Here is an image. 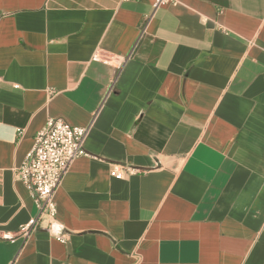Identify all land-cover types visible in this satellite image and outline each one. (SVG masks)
Masks as SVG:
<instances>
[{
	"label": "crops",
	"instance_id": "obj_1",
	"mask_svg": "<svg viewBox=\"0 0 264 264\" xmlns=\"http://www.w3.org/2000/svg\"><path fill=\"white\" fill-rule=\"evenodd\" d=\"M153 1L0 0V264H264V0ZM48 117L90 156L11 243Z\"/></svg>",
	"mask_w": 264,
	"mask_h": 264
},
{
	"label": "built area",
	"instance_id": "obj_2",
	"mask_svg": "<svg viewBox=\"0 0 264 264\" xmlns=\"http://www.w3.org/2000/svg\"><path fill=\"white\" fill-rule=\"evenodd\" d=\"M175 3L176 0H154L153 8ZM92 58L111 63L110 59L101 57L99 52H95ZM121 62L114 64L118 72L122 66ZM88 129L89 126L71 125L62 118L48 117L45 124L36 131L33 146L18 165L16 172L28 189L37 208V214L22 224L16 232L1 233L2 239L14 243L20 238L24 243L35 232L43 216L55 218V192L69 165L77 157L90 156L83 146ZM136 171L138 169L135 167L121 166L115 168L113 174L117 178H122L125 173ZM55 237L61 242L65 238L63 235Z\"/></svg>",
	"mask_w": 264,
	"mask_h": 264
}]
</instances>
